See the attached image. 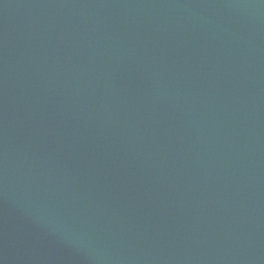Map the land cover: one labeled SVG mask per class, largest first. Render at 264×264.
Segmentation results:
<instances>
[{"label": "water", "instance_id": "water-1", "mask_svg": "<svg viewBox=\"0 0 264 264\" xmlns=\"http://www.w3.org/2000/svg\"><path fill=\"white\" fill-rule=\"evenodd\" d=\"M0 264H264V0H0Z\"/></svg>", "mask_w": 264, "mask_h": 264}]
</instances>
